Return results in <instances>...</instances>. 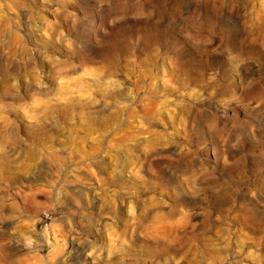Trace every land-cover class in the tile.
<instances>
[{"label":"rangeland","instance_id":"rangeland-1","mask_svg":"<svg viewBox=\"0 0 264 264\" xmlns=\"http://www.w3.org/2000/svg\"><path fill=\"white\" fill-rule=\"evenodd\" d=\"M0 264H264V0H0Z\"/></svg>","mask_w":264,"mask_h":264}]
</instances>
